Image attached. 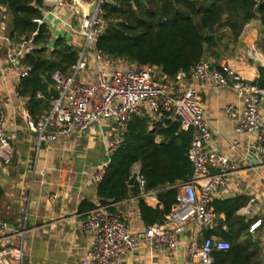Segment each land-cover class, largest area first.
Listing matches in <instances>:
<instances>
[{
	"label": "built area",
	"instance_id": "built-area-1",
	"mask_svg": "<svg viewBox=\"0 0 264 264\" xmlns=\"http://www.w3.org/2000/svg\"><path fill=\"white\" fill-rule=\"evenodd\" d=\"M104 1L92 0L87 6L81 0L50 2L67 12L69 19L76 20L85 45L70 73L61 70L53 73V86L58 97L51 95L49 108L38 117L25 111L27 129L35 135L40 147L68 141L113 121L115 125L107 140V158L94 175L99 183L111 157L125 140L129 121L144 115L160 119L164 113H169L179 121L182 130L192 132L188 156L193 164V174L189 180L173 186L178 194L172 212L163 223L148 227L143 240L132 234L129 218L118 207L119 202L97 204L83 222L94 237L81 264H121L124 257L144 246L152 252L174 250L191 224L197 225L199 232L187 243L191 262L213 264V253L228 250L230 242L219 236H205L206 228L209 224L212 226L217 217L210 204L236 167L227 155L208 147L212 132L204 115L200 88L207 83H216L231 89L243 101L241 111L233 105L227 106L226 111L236 120V132L256 136L257 144L249 148L248 155H259L264 154V87L243 77L231 57L220 62V67L214 66L211 59L203 58L191 74L182 70L175 78L164 74L158 65H138L112 58L96 48V39L102 31L100 8ZM94 2L98 4L91 13ZM48 13L44 9L45 21ZM24 46L25 43L10 39L7 43L8 62L19 78L27 76L31 70L20 61ZM260 54L255 47L249 53L256 61H261ZM89 58L94 61L96 70L92 76ZM38 97L43 95L38 93ZM237 145L235 141L233 146ZM12 154L11 136L5 127V112L0 103V158L9 164ZM137 181L143 185L140 176ZM243 211L258 214V198L251 197ZM263 218L264 212L251 224V233L261 225ZM0 233V264H24L25 251L13 242L16 236L23 235V231L13 229L0 217Z\"/></svg>",
	"mask_w": 264,
	"mask_h": 264
},
{
	"label": "trees",
	"instance_id": "trees-1",
	"mask_svg": "<svg viewBox=\"0 0 264 264\" xmlns=\"http://www.w3.org/2000/svg\"><path fill=\"white\" fill-rule=\"evenodd\" d=\"M2 8L11 14L9 39L30 44L20 61L31 70L20 78L17 93L27 98V110L38 117L50 106L53 73H70L80 51L66 36L53 39L51 27L44 20L45 0H0V11ZM100 16L98 50L130 63L158 65L170 78L182 70L191 74L203 58L220 67V62L236 54L244 29L256 19L262 25L258 47L264 55V0H105ZM259 71L255 84L264 87V67L259 66ZM191 142L192 132L182 130L169 113L160 119L135 116L99 182V203L155 191L159 205L152 207L140 196V215L147 227L163 223L177 202L178 192L173 186L193 174L188 156ZM138 164L143 185L136 181L129 186ZM2 196L0 184V199ZM247 200L239 196L211 202L214 213L224 217L216 220L217 227L206 228L205 236L217 235L230 242L228 250L213 253V264H261L263 240L250 232L256 220L238 214ZM95 206L90 204L88 208ZM260 226L264 227V219Z\"/></svg>",
	"mask_w": 264,
	"mask_h": 264
},
{
	"label": "crops",
	"instance_id": "crops-1",
	"mask_svg": "<svg viewBox=\"0 0 264 264\" xmlns=\"http://www.w3.org/2000/svg\"><path fill=\"white\" fill-rule=\"evenodd\" d=\"M81 2L85 6L89 4ZM45 9L49 12L47 22L53 39L66 36L81 51L85 40L76 20L69 19L67 12L50 2L45 1ZM10 30L11 14L2 8L0 103L5 112V127L11 136L13 154L9 164L0 158V184L3 188L0 217L13 229L23 231V235L16 236L13 242L24 249V264H81L94 237L85 229L83 222L91 210L89 205L100 202L99 183L94 175L107 158V140L115 123L109 121L102 128L78 134L68 141L38 147L35 135L27 129L24 120L27 98L18 95L20 78L7 58ZM260 36L261 21H251L240 38L236 54L231 57L236 70L254 83L260 77L259 66L264 67V55L258 47ZM29 47L30 44H25V52ZM254 47L261 52V61L250 57ZM89 64L92 76L96 70L91 58ZM200 92L204 115L212 132L208 147L227 155L236 167L213 199L244 196L248 203L251 197L256 196L259 200L258 214H246L243 208L247 203L238 210L239 215L256 220L264 212V154H259L258 160L248 158L249 148L257 144L256 136L236 132V120L226 111L229 105L241 111L243 101L231 89L216 83L205 84ZM235 141L236 147L233 146ZM134 169L139 171L140 165ZM140 196L152 207L159 205L155 191L143 192ZM140 196L126 197L119 201L118 207L128 216L132 234L143 240L148 227L140 215ZM220 217L217 215L216 220ZM216 220L208 229L217 227ZM191 227L194 229L193 237H197V225L191 224ZM260 227L253 234L263 240L259 258L264 264V227ZM189 239L191 237L186 233L176 249L163 252H152L144 246L124 257L121 264H198L191 262L187 253Z\"/></svg>",
	"mask_w": 264,
	"mask_h": 264
},
{
	"label": "water",
	"instance_id": "water-1",
	"mask_svg": "<svg viewBox=\"0 0 264 264\" xmlns=\"http://www.w3.org/2000/svg\"><path fill=\"white\" fill-rule=\"evenodd\" d=\"M45 1H47V2H55V1H57V0H45ZM97 4H98V2H94L93 4H92V6H91V8H90V12L92 13V12H94L95 11V9H96V7H97ZM30 50V49H29ZM50 93H51V95L54 97V98H57L58 97V92L55 90V88H54V86L52 85L51 87H50ZM248 158L250 159V160H252V161H254V160H258V155H256V154H251V155H249L248 156ZM138 178H139V171L137 170V169H134L133 170V174H132V176H131V178H130V180H129V186H133L134 184H135V182L138 180ZM211 227V224H209L208 225V227L207 228H210ZM193 227H191V228H189L188 230H187V234L192 238L193 237Z\"/></svg>",
	"mask_w": 264,
	"mask_h": 264
},
{
	"label": "rangeland",
	"instance_id": "rangeland-1",
	"mask_svg": "<svg viewBox=\"0 0 264 264\" xmlns=\"http://www.w3.org/2000/svg\"><path fill=\"white\" fill-rule=\"evenodd\" d=\"M261 30H262V25H261Z\"/></svg>",
	"mask_w": 264,
	"mask_h": 264
}]
</instances>
